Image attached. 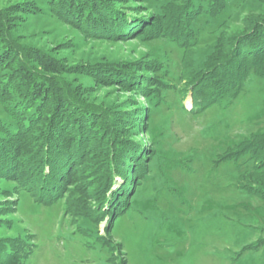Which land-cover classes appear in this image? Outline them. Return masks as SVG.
Segmentation results:
<instances>
[{
    "label": "rangeland",
    "instance_id": "374dc122",
    "mask_svg": "<svg viewBox=\"0 0 264 264\" xmlns=\"http://www.w3.org/2000/svg\"><path fill=\"white\" fill-rule=\"evenodd\" d=\"M185 7L0 0V264H264V147L242 153L264 78L232 98L210 75L233 45L238 70L258 59L241 48L262 42L264 0H192L172 20L186 52L159 17Z\"/></svg>",
    "mask_w": 264,
    "mask_h": 264
},
{
    "label": "trees",
    "instance_id": "16d2710c",
    "mask_svg": "<svg viewBox=\"0 0 264 264\" xmlns=\"http://www.w3.org/2000/svg\"><path fill=\"white\" fill-rule=\"evenodd\" d=\"M212 1H215V0H212ZM213 2L212 4L210 5V9H209V12L212 13L211 15L214 16L216 14H218L221 10V8H215V6H213ZM184 6H186L183 10V13H178L177 15L172 12L169 8L168 10H164V12L159 16L160 19H161V23L163 25V30L165 32V35L173 40H175L178 44H180L183 48H184V51L186 52V48L188 47V43L184 42V35L187 34V31L188 29L185 28V27H182L184 30H185V33H183L182 31H179V28L180 26H177V25H172V20L175 19L176 16L180 17L181 18V21L183 24L184 22L187 20V16L191 13L192 11V0H184ZM94 17V15H93ZM183 20V21H182ZM254 30V29H253ZM264 31V30H263ZM255 32V31H254ZM258 32H262L261 30H258ZM260 33L256 34L253 36V38H257L258 37V40L262 41L260 43V45L258 46V48L256 49H252L253 51H248L249 48L248 45H244L242 46L241 49H243V53L242 54H248V53H254L257 55L258 59L256 58L255 62H245L242 64V68H243V71L242 70H238L237 69V66L238 64L236 62H234L233 60V54H235V52L240 48H237L238 47V44L236 45H233L232 46V49L229 51L230 52H233V53H229V55H227V57L225 58H222L223 56H221L219 53H216L217 51L214 50V53L211 55L210 59H207L208 62H210L211 58L212 60L215 59V60H220L221 58L224 59V61L222 63H219V64H216L215 65V68L216 69H219V71H216V72H212L210 73L211 76H214L213 79L216 78V76H221L220 78L224 77L225 79L223 80V82L217 84V89L219 91V95H230L232 91H234L233 94H231L232 98H235L239 92L241 91V88H242V85L244 83V81L248 78L249 74L251 72H254L255 75L259 76V77H262L264 78V54H261V52L263 53V51L259 52L258 50H262L264 47V34H261ZM241 47V46H240ZM249 48V49H248ZM246 53H245V52ZM261 54V55H260ZM186 57H187V53H184V59L183 61L185 62L186 61ZM189 63V62H188ZM214 63V62H213ZM202 66V65H201ZM190 69V68H189ZM203 69H206V67H204ZM191 71V74L193 76H196L197 73L193 70H190ZM230 73L229 75L226 74V73ZM223 74H226V75H223ZM228 75V76H227ZM195 79L194 77H192L191 80ZM196 80V79H195ZM37 84H40L41 83V79H37ZM197 83V82H196ZM195 83V84H196ZM194 84V82H193ZM194 84V85H195ZM203 84L202 82L201 83H197L196 86H194L195 88L197 87H202ZM208 87H210V85H208ZM18 100L15 102L16 104L14 105H18V104H23L24 105V100L21 99L19 96L17 98ZM14 108H12L10 110V117L11 118H14L16 115H19V111L15 110L13 111ZM29 118L32 119V120H37V119H41V116L37 114V109H33L31 111V114L29 115ZM28 118V119H29ZM30 122V120H28ZM2 125L5 124L6 126V131L8 133H10L11 135V139L10 140H14L16 141L14 137H16L17 135H15L14 133L15 132H18V123L19 122H16V121H12V122H9V123H4V122H1ZM38 127L35 128V131L37 132L38 128H42V123L39 121V122H36ZM26 126H28V124H26ZM2 134L4 132H1ZM37 135V133H36ZM35 135V136H36ZM2 138H0L1 140ZM7 144V143H6ZM259 147H264V133L262 136L259 137V139L257 140V142L253 145L254 147H248L247 149L244 150V152H242L243 154H250L251 157L255 156L254 153L256 152L255 149H256V146ZM31 155H26V156H23L22 159L23 160H26L27 157L29 158ZM264 161V158L260 161V162H263ZM260 165V164H259ZM259 165L257 167H259ZM255 165H254V168H253V171L257 168ZM23 169V167H22Z\"/></svg>",
    "mask_w": 264,
    "mask_h": 264
}]
</instances>
